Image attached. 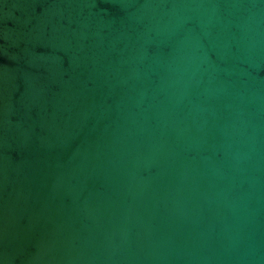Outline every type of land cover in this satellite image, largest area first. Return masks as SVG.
<instances>
[{"label":"water","instance_id":"obj_1","mask_svg":"<svg viewBox=\"0 0 264 264\" xmlns=\"http://www.w3.org/2000/svg\"><path fill=\"white\" fill-rule=\"evenodd\" d=\"M0 264H264V0H0Z\"/></svg>","mask_w":264,"mask_h":264}]
</instances>
